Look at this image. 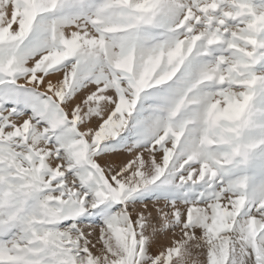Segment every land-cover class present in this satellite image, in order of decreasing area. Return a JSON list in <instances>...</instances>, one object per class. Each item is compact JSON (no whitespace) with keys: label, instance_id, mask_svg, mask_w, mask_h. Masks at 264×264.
<instances>
[{"label":"snow or ice","instance_id":"6c2138e0","mask_svg":"<svg viewBox=\"0 0 264 264\" xmlns=\"http://www.w3.org/2000/svg\"><path fill=\"white\" fill-rule=\"evenodd\" d=\"M0 264H264V0H0Z\"/></svg>","mask_w":264,"mask_h":264}]
</instances>
